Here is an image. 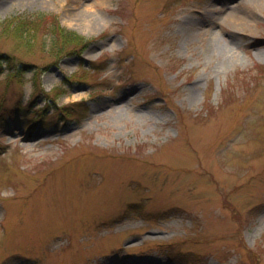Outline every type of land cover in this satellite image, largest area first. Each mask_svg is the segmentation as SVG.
I'll list each match as a JSON object with an SVG mask.
<instances>
[{
	"label": "rangeland",
	"instance_id": "374dc122",
	"mask_svg": "<svg viewBox=\"0 0 264 264\" xmlns=\"http://www.w3.org/2000/svg\"><path fill=\"white\" fill-rule=\"evenodd\" d=\"M30 14L89 44L0 31V264H264V3L0 0V30Z\"/></svg>",
	"mask_w": 264,
	"mask_h": 264
},
{
	"label": "trees",
	"instance_id": "16d2710c",
	"mask_svg": "<svg viewBox=\"0 0 264 264\" xmlns=\"http://www.w3.org/2000/svg\"><path fill=\"white\" fill-rule=\"evenodd\" d=\"M44 25L45 30L49 34L48 50L50 54L60 59L63 56L80 54L78 51L85 49L89 44V41L77 33L68 30L59 25L55 16H48L45 14H30L23 17H15L8 22L1 24V32L5 34H11L14 41L21 44L25 43L26 46L32 43L34 40L37 29ZM9 57L0 55V62L2 60L8 61ZM1 65V64H0ZM25 69L28 66L23 64ZM1 110V109H0Z\"/></svg>",
	"mask_w": 264,
	"mask_h": 264
},
{
	"label": "bare ground",
	"instance_id": "6f19581e",
	"mask_svg": "<svg viewBox=\"0 0 264 264\" xmlns=\"http://www.w3.org/2000/svg\"><path fill=\"white\" fill-rule=\"evenodd\" d=\"M21 2H32L34 0H20ZM259 4H263L264 0H256ZM202 21L207 22L208 16L201 15L200 18ZM255 21V14L253 12L250 13L248 16V13H245L244 11H241L238 15H232L228 16L225 18L224 22L234 28H243L244 26L249 25V20ZM89 25L92 27H96L99 23V19H93L90 18V21H87ZM196 21L192 20L190 17H187L183 22H182V27H184L183 31H185V34L187 36L193 35L197 32V27H196ZM198 25V24H197ZM192 97H194V92L192 91Z\"/></svg>",
	"mask_w": 264,
	"mask_h": 264
}]
</instances>
